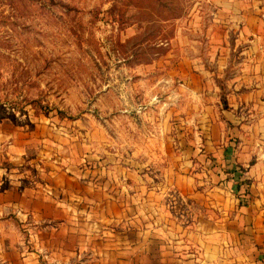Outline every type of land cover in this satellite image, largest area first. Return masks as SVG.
Instances as JSON below:
<instances>
[{
	"label": "rangeland",
	"instance_id": "obj_1",
	"mask_svg": "<svg viewBox=\"0 0 264 264\" xmlns=\"http://www.w3.org/2000/svg\"><path fill=\"white\" fill-rule=\"evenodd\" d=\"M244 7L264 25V0H0V193L52 197L109 257L147 246L162 264V231L222 214L200 203L221 192L179 177L194 171L176 158L192 99L176 72L192 55L238 60L256 37L239 28Z\"/></svg>",
	"mask_w": 264,
	"mask_h": 264
},
{
	"label": "crops",
	"instance_id": "obj_2",
	"mask_svg": "<svg viewBox=\"0 0 264 264\" xmlns=\"http://www.w3.org/2000/svg\"><path fill=\"white\" fill-rule=\"evenodd\" d=\"M246 9L248 23L239 28L256 37L247 39L238 60L219 56L212 68L213 54L192 55L176 72L192 99L190 119L182 118L191 134L181 138L191 146L176 158L188 159L194 171L179 177L185 185L196 179L209 192H221L200 203L222 214L195 215L183 231H162V247L155 245L162 264H264V25ZM28 189L0 193V264H135V252L146 257L137 264H151L147 246L122 249L132 255L126 261L109 257L118 250L89 243L85 226H70L76 221L63 203ZM166 219L162 214V224ZM17 230L22 244L12 241ZM93 235L103 241L98 230ZM187 239L194 248L184 253L177 242Z\"/></svg>",
	"mask_w": 264,
	"mask_h": 264
}]
</instances>
